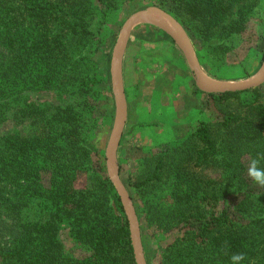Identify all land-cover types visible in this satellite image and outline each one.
I'll return each instance as SVG.
<instances>
[{
  "label": "trees",
  "instance_id": "obj_1",
  "mask_svg": "<svg viewBox=\"0 0 264 264\" xmlns=\"http://www.w3.org/2000/svg\"><path fill=\"white\" fill-rule=\"evenodd\" d=\"M137 2L175 18L211 76H249L240 64L230 76L219 70L264 0H0V126L15 128L0 131V264H136L121 199L92 146L97 105L90 99L98 85L110 94L98 66L102 32L122 6ZM68 85L82 99H36ZM206 96L211 115L127 181L137 214L178 232L161 264H231L233 253L246 255L243 264H264V188L247 174L264 155V85ZM63 230L82 257L67 251Z\"/></svg>",
  "mask_w": 264,
  "mask_h": 264
},
{
  "label": "rangeland",
  "instance_id": "obj_2",
  "mask_svg": "<svg viewBox=\"0 0 264 264\" xmlns=\"http://www.w3.org/2000/svg\"><path fill=\"white\" fill-rule=\"evenodd\" d=\"M150 9L164 12L161 8L147 3L125 4L111 16V21L108 22L101 35L104 47L102 54L98 55L97 58L104 57L105 61L104 63H99L98 66L100 72L105 74L106 82L110 85V94L105 90L104 85H98L96 87L98 88L97 94L90 101L97 105V112L94 116V122L97 127L92 146H96L100 150L106 171V150L114 128L116 113L111 80L113 51L125 23L135 13ZM257 11L259 12H256L250 21L248 33L243 38V43L229 56V64L219 70V73L222 75L230 76L236 74L235 67L232 65L240 64L249 76L237 80L215 78L205 71L202 66L210 78L218 82H245L251 80L259 73L264 65V4L259 6ZM154 30L151 25L145 23L137 25L132 31L127 47L124 59V82H126L131 92L130 119L127 121L117 151L120 177L130 194L132 205L138 218L146 264H161L164 249L177 237L178 232L175 230L165 233L157 229V227L142 221L137 214V208L127 181L139 174L146 158H150L157 152L175 145L178 140L188 136L198 127L203 119L209 117L213 110H215V106L212 105L213 101H208L206 93L197 88L194 75L188 67L183 54L180 52V55L176 53V51H179L178 48L172 49L171 46L175 44L173 40L169 39V45L165 42L160 46L156 42L157 34L153 33ZM183 31L198 57L195 44L185 28H183ZM94 40L95 38L92 39V43L95 42ZM161 50L163 51L162 56L157 57L156 55ZM173 53L181 56L183 59L180 58L178 66L177 63H174L175 56ZM180 62L183 63L182 66ZM82 67L85 73H92V70H88V67L83 65ZM211 70L212 72L216 71L215 67H211ZM175 77L176 81L177 79L179 80V87H177L179 88L178 92H180L179 96H177L175 88H171L170 81H168ZM186 77L189 78L187 83L185 81ZM137 82L138 84L136 85ZM190 88H193L194 91L189 96L187 90ZM74 91H76V88L74 89L71 85H68L56 92L41 94L36 99L41 104L50 105L74 103L82 99ZM163 91L162 95L161 92ZM190 98H195V100ZM235 106L232 105L230 110H234ZM102 113L106 115L104 118L101 115ZM14 130L15 128L12 125L0 126L1 132H14ZM96 169L98 167L94 164L89 175H94ZM89 175H83L78 184L83 185L87 183V176ZM62 240L69 253L76 257L83 256L82 250L70 238L68 230L62 231Z\"/></svg>",
  "mask_w": 264,
  "mask_h": 264
},
{
  "label": "water",
  "instance_id": "obj_3",
  "mask_svg": "<svg viewBox=\"0 0 264 264\" xmlns=\"http://www.w3.org/2000/svg\"><path fill=\"white\" fill-rule=\"evenodd\" d=\"M159 14L171 23H167L151 16L148 11L135 13L124 25L116 42L111 62L112 90L116 104L114 128L106 150L107 171L128 218L131 241L136 264H146L142 238L136 212L133 208L130 194L124 185L117 163V151L128 120V102L124 85V59L133 29L145 23L165 32L183 54L196 80L197 88L206 94H223L228 92H244L264 85V65L259 73L245 82H218L210 78L204 71L202 64L191 45L188 48L185 33L181 25L170 15L159 11ZM187 37V36H186ZM188 38V37H187ZM190 44V43H189Z\"/></svg>",
  "mask_w": 264,
  "mask_h": 264
},
{
  "label": "clouds",
  "instance_id": "obj_4",
  "mask_svg": "<svg viewBox=\"0 0 264 264\" xmlns=\"http://www.w3.org/2000/svg\"><path fill=\"white\" fill-rule=\"evenodd\" d=\"M261 160H264V155L252 159L247 166V174L254 185L264 188V167L260 166ZM245 259L244 253H233L230 257L231 264H243Z\"/></svg>",
  "mask_w": 264,
  "mask_h": 264
},
{
  "label": "crops",
  "instance_id": "obj_5",
  "mask_svg": "<svg viewBox=\"0 0 264 264\" xmlns=\"http://www.w3.org/2000/svg\"><path fill=\"white\" fill-rule=\"evenodd\" d=\"M156 28V27H155ZM157 34V36L159 35L160 36V39L158 40H156V42L161 46V44L162 43H165V42H167L168 43V45H169V39H163L162 38V35H160V33H156ZM172 47V49L173 48H177V46L174 44V45H172L171 46ZM160 48V47H159ZM176 51V50H175ZM162 50H161V52L159 53V54H157L156 56L157 57H161L162 56ZM180 50L179 51H176V53L177 54H179L180 55ZM164 54V53H163ZM177 54H175V53H173V55L175 56V60H174V63H177V66H178V64H179V60H180V58H181V56H179V55H177ZM177 56V57H176ZM182 59V58H181ZM183 60V59H182ZM126 61V60H125ZM187 63V62H186ZM180 64H181V66L183 65V63H181L180 62ZM188 65V64H187ZM180 66V67H181ZM189 67V66H188ZM124 71H125V69H124ZM124 75H125V72H124ZM170 78V77H169ZM168 78V79H169ZM180 79H183V78H180ZM167 80V79H166ZM187 80H189V78L188 77H186V79H185V81H186V83H187ZM168 81H170V85H171V88H175V92L177 93V96H179L180 94V92H178V89L179 88H177V87H179L178 86V83H179V80L177 79V81H176V77L175 78H172V79H169ZM138 84V82L136 83V85ZM124 85H125V92H126V97H127V102H128V120L130 119L129 118V107H130V89L127 87V85H126V82H124ZM175 86V87H174ZM188 91V95L190 96L191 94H193V91H194V89L193 88H190L189 90H187ZM162 93V95H163V93H164V91L163 92H161ZM190 99H193V98H190ZM193 100H195V98L193 99ZM169 103V102H168ZM127 120V121H128Z\"/></svg>",
  "mask_w": 264,
  "mask_h": 264
},
{
  "label": "bare ground",
  "instance_id": "obj_6",
  "mask_svg": "<svg viewBox=\"0 0 264 264\" xmlns=\"http://www.w3.org/2000/svg\"><path fill=\"white\" fill-rule=\"evenodd\" d=\"M148 13H149L151 16L156 17L157 19H159V20H161V21L167 23V24L170 25L172 28H174V26H173L171 23H169L166 19H164L163 16H161V15L159 14V11H158V10H156V9H150V10H148ZM184 37H185V40H186V42H187L188 48H190V44H189V41H188L186 35H184Z\"/></svg>",
  "mask_w": 264,
  "mask_h": 264
}]
</instances>
